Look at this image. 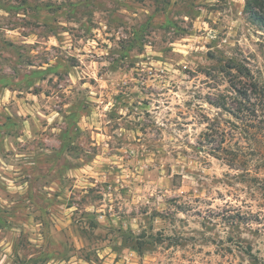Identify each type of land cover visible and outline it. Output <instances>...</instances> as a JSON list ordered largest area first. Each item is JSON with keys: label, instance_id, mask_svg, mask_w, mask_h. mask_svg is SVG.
I'll use <instances>...</instances> for the list:
<instances>
[{"label": "rangeland", "instance_id": "rangeland-1", "mask_svg": "<svg viewBox=\"0 0 264 264\" xmlns=\"http://www.w3.org/2000/svg\"><path fill=\"white\" fill-rule=\"evenodd\" d=\"M245 1L0 0V264H264Z\"/></svg>", "mask_w": 264, "mask_h": 264}, {"label": "trees", "instance_id": "trees-1", "mask_svg": "<svg viewBox=\"0 0 264 264\" xmlns=\"http://www.w3.org/2000/svg\"><path fill=\"white\" fill-rule=\"evenodd\" d=\"M244 12L248 16L249 20L254 23L255 25L259 26L261 31L264 33V0H246ZM248 73L243 72L240 68L237 69V75L231 81V88L236 93L237 98H246L248 96L247 91H244L239 88V84L241 83V78L246 77ZM244 91V92H243ZM226 104H222L217 106L218 108H223L225 110ZM135 237V236H134ZM144 236H141L143 238ZM137 240L134 241L133 239L130 242L135 243V248L139 253H142L143 250V242L138 238L135 237Z\"/></svg>", "mask_w": 264, "mask_h": 264}]
</instances>
